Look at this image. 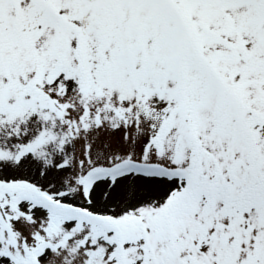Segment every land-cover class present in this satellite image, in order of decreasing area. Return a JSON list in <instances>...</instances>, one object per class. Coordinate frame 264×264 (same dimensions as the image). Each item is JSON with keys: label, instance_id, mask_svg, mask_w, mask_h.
<instances>
[{"label": "snow or ice", "instance_id": "snow-or-ice-1", "mask_svg": "<svg viewBox=\"0 0 264 264\" xmlns=\"http://www.w3.org/2000/svg\"><path fill=\"white\" fill-rule=\"evenodd\" d=\"M0 264H264V0H0Z\"/></svg>", "mask_w": 264, "mask_h": 264}]
</instances>
